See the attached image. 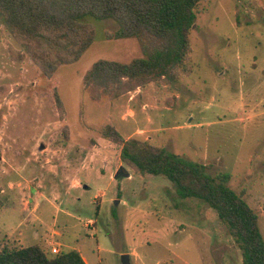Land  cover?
I'll list each match as a JSON object with an SVG mask.
<instances>
[{
    "label": "rangeland",
    "instance_id": "374dc122",
    "mask_svg": "<svg viewBox=\"0 0 264 264\" xmlns=\"http://www.w3.org/2000/svg\"><path fill=\"white\" fill-rule=\"evenodd\" d=\"M88 21L94 43L49 77L12 53L21 46L0 16V251L49 250L56 231L61 250L78 249L89 264H124V255L130 264H242L212 207L163 176L135 173L103 128L229 174L264 236V0L202 1L192 73L117 98L95 100L84 77L99 59L144 56L141 45L115 38L112 19Z\"/></svg>",
    "mask_w": 264,
    "mask_h": 264
},
{
    "label": "trees",
    "instance_id": "16d2710c",
    "mask_svg": "<svg viewBox=\"0 0 264 264\" xmlns=\"http://www.w3.org/2000/svg\"><path fill=\"white\" fill-rule=\"evenodd\" d=\"M204 0H0V16L21 46L17 58L29 57L51 77L73 64L94 43L97 30L88 21L112 19L114 37H136L144 56L130 62L97 60L84 77L95 100L148 83H172L191 74V31ZM14 55V56H15ZM103 134L122 146L121 160L141 175L163 176L182 197L212 207L242 251V264H264V236L259 215L242 194L228 186L230 175L216 176L205 164L187 160L148 140L125 138L108 124ZM124 169V167H122ZM48 245V244H47ZM42 244L0 251V264H88L78 249L57 254ZM50 253L52 255H50Z\"/></svg>",
    "mask_w": 264,
    "mask_h": 264
},
{
    "label": "built area",
    "instance_id": "2783aa9c",
    "mask_svg": "<svg viewBox=\"0 0 264 264\" xmlns=\"http://www.w3.org/2000/svg\"><path fill=\"white\" fill-rule=\"evenodd\" d=\"M96 220H87L85 222V226L89 229H95ZM58 233L56 231L53 232L52 236L48 240V244L51 248V251L55 254L61 252L62 243L56 239L55 235Z\"/></svg>",
    "mask_w": 264,
    "mask_h": 264
},
{
    "label": "water",
    "instance_id": "95a60500",
    "mask_svg": "<svg viewBox=\"0 0 264 264\" xmlns=\"http://www.w3.org/2000/svg\"><path fill=\"white\" fill-rule=\"evenodd\" d=\"M194 26V25H193ZM120 175V172L118 171V173H117V176H119ZM123 263L124 264H130V258H129V255H124L123 256Z\"/></svg>",
    "mask_w": 264,
    "mask_h": 264
},
{
    "label": "crops",
    "instance_id": "0c3cea01",
    "mask_svg": "<svg viewBox=\"0 0 264 264\" xmlns=\"http://www.w3.org/2000/svg\"><path fill=\"white\" fill-rule=\"evenodd\" d=\"M84 257V256H83ZM84 259L87 261V259L84 257ZM87 263H88V261H87ZM89 264V263H88Z\"/></svg>",
    "mask_w": 264,
    "mask_h": 264
}]
</instances>
